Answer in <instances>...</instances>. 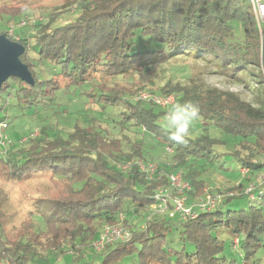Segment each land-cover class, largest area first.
Masks as SVG:
<instances>
[{
    "label": "trees",
    "instance_id": "trees-1",
    "mask_svg": "<svg viewBox=\"0 0 264 264\" xmlns=\"http://www.w3.org/2000/svg\"><path fill=\"white\" fill-rule=\"evenodd\" d=\"M64 13L69 19L54 24ZM28 25L35 32L27 28L26 36L8 38L24 46L19 59L27 65L33 84L7 78L0 87V93H5L0 111L18 107L21 115L45 112L25 135L28 147L20 153L9 149L18 140L0 128L6 135L0 178L18 182L49 173L62 189L55 196L32 200L29 218L14 238L4 231L7 215L0 208V264H40L69 253L83 259L77 264H90L86 260L93 253L101 255L94 264H264V180L259 179L264 174V21L260 31L251 5L243 0H73L51 12L46 22ZM177 56L212 64L213 72L244 83L246 77L263 83L254 93L259 103L228 91L201 92L167 81L163 94L179 91L172 94L175 103L169 106L194 107L204 131L195 137L188 134L182 143L171 141L157 120L168 109L135 99L138 87L131 89L113 79ZM72 97L83 103L90 121L98 123L86 127L75 118L69 120ZM107 107L116 110L101 114ZM208 130L233 141L229 158L218 161V167L234 160L237 167L247 169V180L257 174L252 198L239 182L210 191L221 194L220 203L198 210L194 218L165 214L150 219L146 213L157 202V188L169 186V180L162 173L159 178H147L136 160L146 161L148 149L171 147V171L191 167L200 158L212 164L218 155L213 146L223 142ZM137 136L147 137L151 144L142 145ZM126 162L129 167H123ZM198 172L194 168L182 173L195 197L204 186ZM232 191L240 192L227 194ZM241 196L249 200L257 196L258 202L222 211L223 205ZM168 206L172 209L174 203L169 200ZM135 215L139 219L131 226L128 222ZM175 217L180 226L178 247L167 237ZM105 225L127 227L130 236L97 250L94 242ZM223 227L232 234L227 245L214 234ZM186 243L192 248L187 249Z\"/></svg>",
    "mask_w": 264,
    "mask_h": 264
},
{
    "label": "rangeland",
    "instance_id": "rangeland-1",
    "mask_svg": "<svg viewBox=\"0 0 264 264\" xmlns=\"http://www.w3.org/2000/svg\"><path fill=\"white\" fill-rule=\"evenodd\" d=\"M73 0H0V11H3L6 16L0 18V34H5L7 37H12L14 39H18L22 36H26L27 28H32V32H35V28L32 26H27V24H33L34 22H46L47 17L51 12H54L56 8H60L62 6L68 5ZM244 2H248V0H243ZM74 12V11H73ZM75 15V13H73ZM73 15V16H74ZM11 16V17H9ZM69 19L68 13H64L61 16L57 17L56 23L61 24L66 22ZM25 22L26 24L22 25L21 22ZM12 26V27H11ZM19 26V27H18ZM22 26V27H20ZM30 31V32H31ZM19 32V33H18ZM10 39V38H9ZM33 37L28 38V42L31 44L33 41ZM214 66L212 64H207L201 60H193L190 57H175L168 61H162L159 63L152 64L148 70H142L135 72L132 76H117L115 79L122 85L126 87H130L131 89L139 88L140 90H144L146 92L157 94V95H172L177 94L179 91L171 92L168 94H163L162 86L165 82L169 81L175 85L181 87H193L196 90L201 92H205L207 89H215L220 91H228L234 93L241 100L253 103L257 105L258 97L254 93H256V89L258 85H263V83L256 84L252 77H246L247 82H243L239 79H233L223 74L213 72ZM39 72L38 68L36 69ZM138 89V90H139ZM138 92V91H137ZM4 92L0 93V101L1 97L4 96ZM257 94V93H256ZM136 97V95H135ZM175 101V100H174ZM147 102V101H145ZM69 106L72 107L70 113L69 120L76 119V123L81 126H89L95 125L96 122L90 121L89 112L83 109V103L80 100L71 98ZM174 104V103H173ZM152 105V104H151ZM172 105V104H171ZM83 107V108H82ZM13 107H8L7 110L2 112L0 111V120L2 122H7L8 127L2 128L5 134L9 137L16 138V144L12 145L9 148L14 153H20L21 149L25 150L28 147V144H24L26 142L25 135L35 128V124L40 118L44 115L43 111L38 112L34 115H28L30 112H25L24 115H21V112L17 111ZM75 109H79L80 111H76ZM164 109L170 108L169 105L163 106ZM19 109V108H18ZM116 110V107L106 108L104 110L103 115H110L113 111ZM160 108H155V112L159 111ZM27 111V110H26ZM158 122L163 123V115L160 116ZM1 122V123H2ZM56 121H54L55 123ZM110 123V122H109ZM112 126L113 124L110 123ZM61 126V124H60ZM59 126V127H60ZM129 129L128 127L125 128ZM131 129V128H130ZM203 125L200 118H195L189 128V135L195 137L201 133H203ZM208 132L221 140L222 144H216L213 146L214 152L217 155V160H214L212 164H210L207 160H203L200 158L199 160H195L192 162L191 167L187 165L182 166L180 170L171 171V163L173 162L171 159V147H160V148H152L148 149L149 152L146 155V161L142 159H138L136 161L141 162L142 164H153L157 166L155 171L150 175L151 179L159 178L160 174H166L167 177L171 174L180 175V182L185 180L182 173L187 170L191 172L194 168L199 171L200 178L204 181V186L202 187V194L200 196H192L188 190H182L180 192L176 191V194H173L174 198L184 199L185 203L189 204L197 203V200L204 195L210 194V191H213L216 188L225 189L229 186H236L239 182H243L244 189L242 190L244 193H247L249 198L251 197V189H247L249 184L253 183L256 180V175L250 176V180H247L246 168L237 167V163L234 160L225 161L224 168L218 167V161H224L227 158V154L230 153L233 149V141L226 134L219 135L215 131L208 130ZM35 134L38 132L35 130ZM128 134L129 132L126 131ZM113 135H117L114 134ZM142 139V145L148 146L151 144L150 140L147 137H139ZM229 158V157H228ZM124 163V162H121ZM130 163L126 162L123 164V167H129ZM239 169V170H237ZM141 170V168H140ZM142 171V170H141ZM143 172V171H142ZM148 178V177H147ZM55 180L53 181V177L49 173L36 174L32 175L29 178H25L24 180H20L18 182H9L4 181L0 178V208L7 215L6 219L3 222L4 231L10 236H17V232L21 229V225L23 221L29 218L28 210L30 209V204L32 200L38 196H55L58 194L59 190H61L62 185L58 184L55 186ZM168 188V185L160 186L157 189ZM264 189V184L261 186ZM254 189V188H253ZM240 191H232L228 192V195H234L239 193ZM225 194V193H224ZM257 195V192H255ZM221 195V194H217ZM258 202V197L256 199L249 200L246 196H241L237 198H233L227 205L222 206V211L226 212L228 209H239L241 207L248 206L249 203L256 204ZM165 212H157V211H147L150 214V219L154 217H161L165 214H169L170 207ZM146 213V215H148ZM177 217L172 219V224L170 230L168 232V239H171L173 244L177 247L181 246L178 229L179 225H177ZM139 216H133L129 220V224L132 226L137 222ZM129 229V228H128ZM214 234L218 235L220 238L224 239L222 242L224 245L230 243V239L232 234L228 228H219L215 229ZM235 242V241H234ZM186 248L191 249V244L186 243ZM93 253V252H92ZM62 255V254H61ZM92 256L86 260L89 261L87 263L94 264L97 263L101 255L99 254H91ZM83 259L77 260L73 254H65L62 255L57 260H46V262H41L40 264H51L53 262L57 264H77V262Z\"/></svg>",
    "mask_w": 264,
    "mask_h": 264
},
{
    "label": "built area",
    "instance_id": "built-area-1",
    "mask_svg": "<svg viewBox=\"0 0 264 264\" xmlns=\"http://www.w3.org/2000/svg\"><path fill=\"white\" fill-rule=\"evenodd\" d=\"M249 5H251L252 10L254 12L258 27L261 31V24L264 21V0H248ZM25 22H21L20 24H24ZM12 27V26H11ZM135 99H139L142 101H149L154 106H167L169 104L175 103V99L173 95H157L152 94L149 92H146L144 90H139L137 92V95ZM6 127L5 122L0 123V128ZM6 135L0 131V154L5 153L4 146L5 144ZM139 168L143 171L145 174L144 176L151 178V174L155 171V168L157 166L153 164H142L141 162H137ZM262 178L264 180V174L261 176L259 175V179ZM180 175L176 174H170L168 177L169 180V186L168 188L164 189H158L155 194V199H157V202L153 203L149 207V211H157V212H165L169 208L168 201L171 200L174 203V207L169 210V213L171 215L178 214L180 218L186 219V218H194L197 215V211H206L215 208L220 203V195H212L207 194L201 197L196 204L194 205H186L184 199L181 198H174L172 189H174L177 192H180L182 190H188L190 188L187 181L182 180L180 182ZM254 184H249V187L247 189H251V197H252V190H254ZM197 207V209L195 208ZM148 216L150 217V214L148 213ZM130 236V230L127 227L119 226V225H105L100 234L99 238L94 242V247L97 250H102L106 244L111 243L114 240L120 239L125 240Z\"/></svg>",
    "mask_w": 264,
    "mask_h": 264
},
{
    "label": "water",
    "instance_id": "water-1",
    "mask_svg": "<svg viewBox=\"0 0 264 264\" xmlns=\"http://www.w3.org/2000/svg\"><path fill=\"white\" fill-rule=\"evenodd\" d=\"M24 46L19 42L10 40L5 34H0V87L9 77H16L29 85L33 77L19 56L23 53ZM261 62L264 65V33L261 41Z\"/></svg>",
    "mask_w": 264,
    "mask_h": 264
},
{
    "label": "clouds",
    "instance_id": "clouds-1",
    "mask_svg": "<svg viewBox=\"0 0 264 264\" xmlns=\"http://www.w3.org/2000/svg\"><path fill=\"white\" fill-rule=\"evenodd\" d=\"M198 111L187 104H175L163 115V125L169 132V139L182 143L189 134L191 122L197 118Z\"/></svg>",
    "mask_w": 264,
    "mask_h": 264
}]
</instances>
